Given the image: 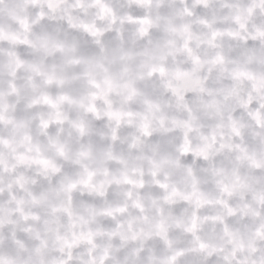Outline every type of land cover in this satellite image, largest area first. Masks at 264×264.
Segmentation results:
<instances>
[{"label":"clouds","instance_id":"clouds-1","mask_svg":"<svg viewBox=\"0 0 264 264\" xmlns=\"http://www.w3.org/2000/svg\"><path fill=\"white\" fill-rule=\"evenodd\" d=\"M0 264H264V0H0Z\"/></svg>","mask_w":264,"mask_h":264}]
</instances>
